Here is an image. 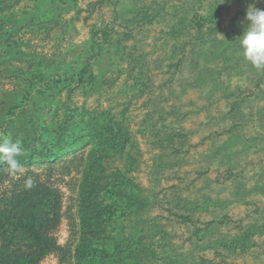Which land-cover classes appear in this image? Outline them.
Here are the masks:
<instances>
[{
  "label": "rangeland",
  "instance_id": "obj_1",
  "mask_svg": "<svg viewBox=\"0 0 264 264\" xmlns=\"http://www.w3.org/2000/svg\"><path fill=\"white\" fill-rule=\"evenodd\" d=\"M59 2L67 5L50 9L51 0H0V11L17 18L16 38L40 58L55 62L63 55L72 61L74 52L99 40L116 44L122 61L36 103V131H43L57 157L41 159L37 142V159L19 161L15 176L6 162L1 166L0 197L24 186L28 176L56 197L50 231L69 247L68 254L63 261L48 255L39 264H116L119 259L112 242L127 234L132 215L119 214L86 232L78 217L84 164L92 148L100 150L96 173L103 184L114 180L113 172L117 178L120 168L131 175L150 198L143 220L165 231L152 236L154 231L147 230L144 241L153 237L156 248L139 252L137 261L264 264V69L241 58L239 66L216 75L212 70L220 64L198 57L196 67L190 48L211 33L238 37L248 6L264 9V0ZM176 24L179 29L172 31ZM9 83L0 78V94ZM91 120L113 129L115 140L125 136L124 148L116 151L111 142L94 145ZM155 123L176 127V143L167 151L178 165L172 161L160 169L164 161L156 154L166 146L160 131L152 129ZM1 135L11 137L8 130ZM87 239L108 254L76 257L74 247Z\"/></svg>",
  "mask_w": 264,
  "mask_h": 264
},
{
  "label": "trees",
  "instance_id": "obj_2",
  "mask_svg": "<svg viewBox=\"0 0 264 264\" xmlns=\"http://www.w3.org/2000/svg\"><path fill=\"white\" fill-rule=\"evenodd\" d=\"M59 5L67 4L51 0L50 9ZM20 19L19 25L23 26L26 23L25 15L22 14ZM15 21L17 18L0 11V78L3 77L10 82V86L2 89L0 94V138H3L1 131L8 130L13 141L20 140L23 143L26 155L18 157V161L36 160L37 142L42 145L39 150L41 159L52 160L57 157V153L53 150L50 140L45 137L43 131H36L39 122L36 103L51 98L67 86L84 82L94 71L100 73L109 71L112 66L119 63L120 55L113 42L103 43L97 40L90 41L80 51L74 52L72 61L63 59L62 55L55 62H51L34 55L28 50L27 42L16 38L18 23ZM179 25L176 24L170 29L177 31ZM199 39V45L196 43L190 47L196 67L200 63L198 57L203 61L210 62L209 59H214L213 61L219 63L218 70H212L216 75L220 70L242 63L243 57L240 55L235 36L230 40L211 33L208 36H200ZM200 45L202 46L199 47ZM234 47L237 50L233 49ZM235 53L238 55L235 56ZM203 70L206 69L202 67L200 71ZM240 104L237 105V110H240ZM91 123L95 127L94 145L111 142V145L117 148L116 151L124 148L127 141L125 136L122 138L123 141L115 140L116 132L109 129L104 122L91 120ZM154 125L152 129L157 128L165 138L166 149H160L156 154L160 161H164L159 166L160 169L162 165L167 168L172 161L178 165L179 162L167 151L176 143L172 134L176 127L165 124L166 126L158 128L156 123ZM40 127L43 128L41 123ZM99 154V148L90 149L84 164L78 213L80 225L84 229L82 231L95 230L96 225L119 214H131L134 222L131 223L127 234L112 242L113 253L119 258L116 264H145L137 261V254L148 248L155 251L156 248L153 237L151 241H144V238L148 237L147 230L151 233L154 231L152 236L156 233L164 234L165 231L163 232L159 225L143 220L150 198L142 192L138 181L130 178L131 175L129 177L120 168L115 171L117 178L113 172L114 180L109 184H103L96 173L99 168L97 164ZM2 165L0 164V169ZM53 193L52 189L38 183L31 189L18 186L0 197V264H39L51 254L56 255L60 261L67 256L69 247L62 245L50 231L52 213L53 216L57 213L56 197ZM106 195L109 198L104 197ZM256 227V224H251V228ZM95 253L107 255L108 251L90 239L74 247V254L79 259ZM164 255L170 257L166 250Z\"/></svg>",
  "mask_w": 264,
  "mask_h": 264
},
{
  "label": "clouds",
  "instance_id": "obj_3",
  "mask_svg": "<svg viewBox=\"0 0 264 264\" xmlns=\"http://www.w3.org/2000/svg\"><path fill=\"white\" fill-rule=\"evenodd\" d=\"M220 3L225 0H219ZM241 34L236 37L240 55L252 67L264 69V9L249 5ZM26 155L19 140L11 137L0 138V164L7 163L13 176L20 170L18 157ZM36 181L28 176L24 179V188L31 189Z\"/></svg>",
  "mask_w": 264,
  "mask_h": 264
}]
</instances>
